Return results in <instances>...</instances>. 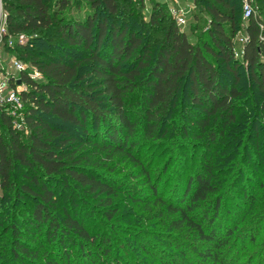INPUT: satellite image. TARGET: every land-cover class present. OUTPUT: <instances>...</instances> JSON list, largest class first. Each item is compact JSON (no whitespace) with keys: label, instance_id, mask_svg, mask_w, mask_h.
Listing matches in <instances>:
<instances>
[{"label":"trees","instance_id":"1","mask_svg":"<svg viewBox=\"0 0 264 264\" xmlns=\"http://www.w3.org/2000/svg\"><path fill=\"white\" fill-rule=\"evenodd\" d=\"M86 1L89 9L79 11L75 10L78 4L70 7L71 0H6L13 32L43 33L45 40L56 34L64 47L59 53L49 50L53 55L37 50L28 52L31 56L28 63L40 71L43 79L33 80L27 73H21L27 86L21 92L29 131L27 143L14 127L12 117L0 111V209L10 206V199L17 202L24 195L37 199L29 220L25 217L26 222L32 223L30 230L37 232L47 225L48 232L52 231L48 240L64 237L65 264H70L71 259V251H67L72 242L70 236L92 240L74 211L76 197L93 198L104 208L106 216H112L111 210L114 211L112 196L118 186L96 170L98 156L103 154L111 159L120 155L135 160L132 150L137 145L134 139L140 127L130 116L127 106L130 95L141 92V115L147 130L145 125L143 128L150 136L158 132L157 125L173 110L178 96L200 110L198 123L203 129L212 120L233 124L245 91L239 83L247 76L262 94L264 107V19L255 7V14L245 20L242 30L247 39L241 55L236 57L235 50L240 46L236 34L241 30V0H199L209 18L202 21L206 36L196 45L188 41L163 2L154 0L148 19H144V0H135L137 5L133 0ZM131 4L134 5L129 8ZM258 6L264 8V0H258ZM63 11L67 13L62 14ZM151 31L158 37L153 39ZM40 44L43 48L51 47L44 42ZM67 47L82 48L89 53L86 73H80L82 62L65 55ZM46 117L82 129L86 140L75 143L64 131L51 126ZM87 151L97 156L92 160L86 156ZM17 169L31 171L33 175L25 177L33 179L38 190L15 186L13 177ZM206 170L208 174L188 177L178 192L177 202H166L165 207L179 215L174 225H187L200 241L214 243L215 252L207 246L196 248L202 260L210 258L216 264H226L220 250L228 240L216 242L218 229L213 227L206 232L203 224L207 218L198 222L189 215L210 194L217 193L210 167ZM48 181L52 188L46 185ZM219 202L217 196L214 209L219 208ZM56 203L63 210L61 222L51 212ZM12 232L16 237L8 250L11 256L37 257L21 240V233L16 229ZM48 263L53 264L50 260Z\"/></svg>","mask_w":264,"mask_h":264},{"label":"rangeland","instance_id":"2","mask_svg":"<svg viewBox=\"0 0 264 264\" xmlns=\"http://www.w3.org/2000/svg\"><path fill=\"white\" fill-rule=\"evenodd\" d=\"M71 1L70 7L78 4V9L75 10L89 9L86 0ZM136 1L135 5L138 4ZM153 1L144 0V19H148ZM157 1L165 3L169 11L165 0ZM252 1L255 11L264 19L261 12H264V8L258 6V0ZM198 2L199 0L180 2L186 7L187 23L179 26V29L184 30L188 41L193 45L201 44L205 38L206 26L202 21L209 18L205 8ZM132 5L134 4L129 5V8ZM75 10L71 8V12ZM240 20L241 30L236 38L240 33L244 35L242 29L245 20ZM151 33L153 39L158 37L156 32ZM23 35L24 42L13 49L12 54L22 58L25 63L30 61L28 52L37 50L53 55L49 50L54 49L59 53L64 47L56 34L49 40L42 38L43 33L28 32ZM40 42L51 47L43 48ZM67 49L65 55L82 62L80 73H86L90 66L86 61L89 53L82 48ZM240 85L245 91L238 103L233 124L225 125L212 120L203 129L198 123L201 118L200 110L191 107L187 99L180 100L178 96L173 110L157 125L158 132L151 136L146 132L147 124L141 115L140 90L127 98L131 119H135L140 127L134 139L137 145L132 150L135 160L131 161L120 155L111 159L103 154L98 156L99 165L96 170L102 176L110 177L119 187H116L118 191L112 196L114 211L111 210L112 216H106L104 208L93 198L76 197L74 211L92 240L84 241L76 235L70 236L72 242H68L67 248V251H71L70 264H216L210 258L202 260L196 252L197 247L206 246L215 252L217 250L214 243L200 241L197 233L187 225H174L173 222L179 219V215L168 212L165 207L166 202H177L178 192L188 177L192 179L197 173L208 174V166L217 193L210 194L207 201L201 202L189 215H193L198 222L207 218L203 227L206 232L213 227L218 229L216 242L228 240V244L220 250L227 259L226 264H264L263 96L248 76ZM46 119L51 126L72 137L75 143L80 144L86 140L82 129L50 117ZM17 129L21 133V139L27 143L28 128L22 124ZM88 151L86 156L93 160L97 155ZM26 174L33 175L28 170H16L13 177L15 186L20 188L26 185L38 190L35 185L37 183L33 179H27ZM46 185L50 186V182H46ZM1 193L0 189V195ZM217 196L220 198L219 208L214 209ZM13 202L10 199V206L0 209V264H49V260L53 264H65L64 237L48 240L52 231L48 232L47 225L40 227L41 230L37 232L35 229L30 230L32 223L26 222L38 200L24 195L19 201ZM58 204H55L51 212L61 222L63 210ZM13 229L21 233V240L37 257L21 256L14 259L11 256L8 250L13 245ZM229 231L230 236L226 239Z\"/></svg>","mask_w":264,"mask_h":264},{"label":"built area","instance_id":"3","mask_svg":"<svg viewBox=\"0 0 264 264\" xmlns=\"http://www.w3.org/2000/svg\"><path fill=\"white\" fill-rule=\"evenodd\" d=\"M146 1V0H145ZM168 4L170 15L174 21L183 26L187 23L186 7L181 5L183 0H165ZM242 19L247 20L255 14L252 0H241ZM9 11L6 8V0H0V111H5L13 119L14 127L25 125L24 104L21 92L27 89L21 80V73L25 72L31 79L40 81L43 75L32 63H25L22 58L12 54L13 49L22 44L23 34L13 32L8 23ZM262 28V26H261ZM237 37L240 43L235 50V56L241 55V47L247 39L242 33ZM264 39V35H263Z\"/></svg>","mask_w":264,"mask_h":264}]
</instances>
